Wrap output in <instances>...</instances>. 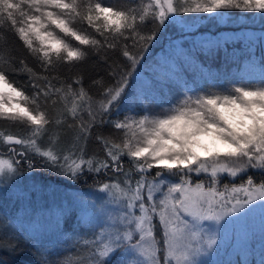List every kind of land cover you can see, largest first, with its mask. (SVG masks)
<instances>
[{"label": "snow or ice", "instance_id": "1", "mask_svg": "<svg viewBox=\"0 0 264 264\" xmlns=\"http://www.w3.org/2000/svg\"><path fill=\"white\" fill-rule=\"evenodd\" d=\"M225 10L264 21V0H0V185L25 171L87 175L121 209L99 232L66 234L75 264H198L216 245L206 222L264 202V67L259 84L207 87L140 71L177 18ZM202 54L176 43L172 70L187 74ZM92 56L105 75L86 87Z\"/></svg>", "mask_w": 264, "mask_h": 264}, {"label": "trees", "instance_id": "2", "mask_svg": "<svg viewBox=\"0 0 264 264\" xmlns=\"http://www.w3.org/2000/svg\"><path fill=\"white\" fill-rule=\"evenodd\" d=\"M225 11L226 15L222 20H213L208 14L193 13L177 18L179 22L175 24H169L145 56L140 69L141 75L168 77L173 81L182 77L191 87H207L210 83L259 84L262 78V67H264V21L260 19L262 14L239 10ZM189 17L197 20H191L192 24H189ZM231 34H236L241 39L229 42L223 50L216 51L213 41L223 40L226 35ZM73 43L76 42L73 41ZM176 43L203 53L195 64L185 65L187 74L179 69L172 70L175 62L173 49ZM209 52L215 54L209 55ZM82 71L86 87L93 78L105 75L103 65L97 64L95 56L90 58ZM17 78L21 82L26 80L24 76ZM183 88L182 82L175 84L173 95L177 94V89L183 90ZM92 93L97 94L95 89H92ZM8 123L0 121V125ZM104 132L108 133L107 127ZM93 147L96 146L93 145ZM21 175L33 178L37 176L43 186L48 185L66 194H70L69 191H85L88 188L98 187L94 183L96 178L87 175L79 181H71L43 171L31 173L25 171ZM101 179L111 181V177H101ZM71 202L74 205H68L63 215L57 219L50 216L34 219L32 213L28 211V205L23 200V196L0 189V219L4 220L7 226V231L0 226V264H57L58 261H64V264L72 261L75 264L79 258L77 250L71 242L73 237L66 234L74 229L91 230L92 226L88 218H79L80 203L74 201V198H71ZM57 220L60 221L59 228L56 226ZM157 226L156 233L160 234L158 223ZM66 257L68 259H65ZM118 259V256L114 258V264ZM252 264L257 263L253 261Z\"/></svg>", "mask_w": 264, "mask_h": 264}, {"label": "rangeland", "instance_id": "3", "mask_svg": "<svg viewBox=\"0 0 264 264\" xmlns=\"http://www.w3.org/2000/svg\"><path fill=\"white\" fill-rule=\"evenodd\" d=\"M191 20L197 19L189 17V24H192ZM39 181L37 176L21 175L15 185H0V189L23 197L33 194L26 203L34 219L49 216L57 219L68 205H74L71 202L74 198L81 205L79 218H88L97 232L101 230L98 225L107 220L109 212L119 213L121 210L118 204L109 203L107 194L101 193L98 187L66 194L48 185L43 186ZM92 203H95L94 210L88 207ZM204 227L208 234L216 236V245L198 258V264H252L253 261L264 264V202L257 201L243 211L225 217L219 225L206 222ZM156 236L160 238L159 232Z\"/></svg>", "mask_w": 264, "mask_h": 264}]
</instances>
